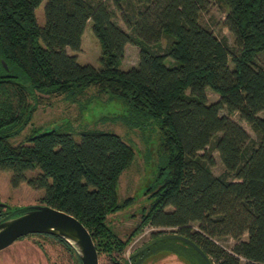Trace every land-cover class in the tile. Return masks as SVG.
<instances>
[{
	"label": "trees",
	"instance_id": "obj_1",
	"mask_svg": "<svg viewBox=\"0 0 264 264\" xmlns=\"http://www.w3.org/2000/svg\"><path fill=\"white\" fill-rule=\"evenodd\" d=\"M42 1L0 0V169L11 172V186L42 189V204L79 219L105 264H144L167 252L185 264H264V0H220L233 46L200 23L209 0H44L40 25ZM88 21L99 67L66 50H80ZM127 44L137 47L138 62L122 69ZM91 87L124 106L116 117L125 125L159 137L160 163L145 190L152 200L125 239L107 219L132 202L117 200L119 177L135 157L129 143L99 129H83L75 140L59 127L11 142L42 95L75 100ZM213 151L224 166L218 175ZM31 208L0 207V221ZM145 224L156 241L128 261L126 246ZM161 228L191 240L208 261L179 239L159 238L167 233ZM48 236L81 264L69 242ZM224 238L234 240L230 249L218 243Z\"/></svg>",
	"mask_w": 264,
	"mask_h": 264
},
{
	"label": "rangeland",
	"instance_id": "obj_2",
	"mask_svg": "<svg viewBox=\"0 0 264 264\" xmlns=\"http://www.w3.org/2000/svg\"><path fill=\"white\" fill-rule=\"evenodd\" d=\"M43 0L35 9L37 22L44 23ZM226 6L220 0H209L207 6L200 12L199 21L210 28L219 38H223L230 45H234L232 33L223 25ZM115 20L126 28L121 18L116 14ZM165 45V40L162 41ZM70 54H76L79 63H88L95 67L100 66V46L91 30V22L88 21L81 35V46L78 52L66 49ZM258 60L264 64V53ZM138 62V49L135 45L127 44L124 55L120 61V68L127 69ZM208 99L214 100L218 96L207 89ZM31 122L18 134L11 138L12 143L24 141L25 137L34 128L41 131L59 127L62 131L72 134L75 140H79V132L83 129H99L117 133L125 142L129 143L135 151V157L131 164L122 172L117 184V200L121 203L125 198L132 197V202L125 205L115 213L108 216L107 223L120 238H127L132 230L140 224L142 210L147 208L151 198L145 193L146 188L153 181L160 163L158 133L154 129L142 133L137 128L125 125L116 117L124 111V106L108 100L106 94H99L95 88H89L85 94L68 100L63 95H42ZM89 99V100H88ZM264 114V112H261ZM237 119V116H234ZM239 123L246 131L254 136V132L244 122ZM215 163L211 167L216 175L224 171V166L217 151H213ZM38 169L28 170L27 176H34ZM10 171L0 169V202L9 206L42 205L40 197L42 189L29 186L21 182L18 186L10 184ZM164 229V228H161ZM155 228L145 224L138 233L133 235L126 246L123 257L129 261V255L142 247L151 239V232ZM167 233L169 228L164 229ZM226 249H230L234 240L224 238L218 242ZM76 254L56 238L29 233L14 240L10 245L0 249V264H77ZM107 257L101 255L99 264H105ZM144 264H185L172 253H160L152 256Z\"/></svg>",
	"mask_w": 264,
	"mask_h": 264
},
{
	"label": "water",
	"instance_id": "obj_3",
	"mask_svg": "<svg viewBox=\"0 0 264 264\" xmlns=\"http://www.w3.org/2000/svg\"><path fill=\"white\" fill-rule=\"evenodd\" d=\"M0 207H9L0 202ZM29 233H44L65 239L76 250L81 264H99L98 253L87 228L73 215L51 206L33 205L21 214L0 221V249L7 247L14 240ZM161 239H179L197 250L208 261L207 256L188 238L177 233H166ZM151 240L139 248L149 246Z\"/></svg>",
	"mask_w": 264,
	"mask_h": 264
},
{
	"label": "flooded vegetation",
	"instance_id": "obj_4",
	"mask_svg": "<svg viewBox=\"0 0 264 264\" xmlns=\"http://www.w3.org/2000/svg\"><path fill=\"white\" fill-rule=\"evenodd\" d=\"M37 234H44V233H37ZM47 235V234H46ZM48 235H50V234H48ZM22 237V236H21ZM20 238V237H19ZM139 250V249H138ZM138 250H136V251H134L133 253H138L139 251Z\"/></svg>",
	"mask_w": 264,
	"mask_h": 264
}]
</instances>
